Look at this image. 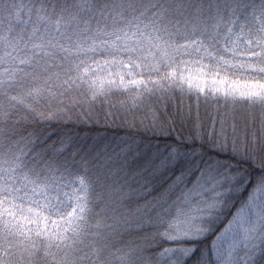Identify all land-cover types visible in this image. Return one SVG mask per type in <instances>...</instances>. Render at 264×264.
Wrapping results in <instances>:
<instances>
[{
	"label": "snow or ice",
	"instance_id": "6c2138e0",
	"mask_svg": "<svg viewBox=\"0 0 264 264\" xmlns=\"http://www.w3.org/2000/svg\"><path fill=\"white\" fill-rule=\"evenodd\" d=\"M176 93L259 111V135L223 114L205 130L197 111L156 146L152 163L180 169L158 195L126 178L150 144L77 159L70 129L97 105L119 97L125 119L143 112L133 126L171 137L177 120L154 105ZM53 126L69 131L45 146ZM262 262L264 0H0V264Z\"/></svg>",
	"mask_w": 264,
	"mask_h": 264
},
{
	"label": "trees",
	"instance_id": "16d2710c",
	"mask_svg": "<svg viewBox=\"0 0 264 264\" xmlns=\"http://www.w3.org/2000/svg\"><path fill=\"white\" fill-rule=\"evenodd\" d=\"M114 100H118V102L114 103ZM113 105H115V107H113ZM154 107L160 110L162 120L166 118H175L177 120L175 131H173L171 137L167 136L166 134L153 135L151 132H146L142 127H136L133 126V124H129L128 122H126L127 119H125L126 121L119 120V122L107 119V116H105L106 113L114 112L115 114L118 110L121 109L120 98L113 97L111 104L105 103L103 105H97L96 114L98 119H94L92 121H89L88 123H77L74 125L73 128L70 129L76 137V142L79 145V148L76 150L77 159L79 158V156L85 155H88L89 159H91V144L94 140L101 138L107 140L106 142H108V144L111 146H114L115 142L120 139H125L129 141L135 140L137 142H140L142 145L150 144L151 149L148 150L146 154H142L140 157H138L137 163L132 164L131 167L127 169L126 178L128 179V182L132 185L133 188L143 186L146 188V190H150L153 195H158L159 193L168 189L169 186L172 185L174 181H176L177 177L180 175V169L172 165H169L168 167H159V159H157L155 163H152L151 157L156 151V146L158 145L161 151H163L165 144H172L173 141H175L177 134L182 133L183 135L187 136L188 131L191 127V121L196 119L197 111L199 114L200 121L204 125L205 130L211 124L213 117H218L222 114L226 115V119L230 123L233 119H235L238 130L241 134H243L245 127L249 125V120L252 124L255 123L254 126L259 125L260 120L259 111H255L250 114L249 110L244 108L231 109L225 108L222 104L216 105L213 102L204 103L203 98H201L199 105H197V101L194 96H185L183 97V99H181L179 93H176L170 100L167 101L166 109L162 108V106L159 104L154 105ZM189 109L191 110V120H188L185 123V126L181 128L179 127L180 117L177 116V111L181 112L185 117H187L189 114ZM140 113L143 114V112ZM135 117L138 118L137 116ZM137 122L138 121H135V123ZM249 128L250 127H248V129ZM66 131H69V129L62 126H53L50 128H45L41 138L43 139L47 137L45 141L46 146L49 143L58 141ZM110 150L111 147L108 148V151ZM99 163H103L102 157L101 160H99ZM94 171L101 176L102 184L112 183V181L104 180V175L107 172V168L99 167L97 169H94ZM124 178L125 174L123 172H119L117 173V176L114 179L119 180L121 183H123ZM151 198L152 197L149 196V199ZM140 203L143 204L144 201L140 200ZM135 206V203H131L132 208H135ZM238 206L239 205L237 204L235 206L230 207L229 212L234 213L235 208ZM124 210L128 211V208L125 207ZM228 219H231V216L226 214L225 217L222 218L224 223L221 224L220 227H223ZM145 230L152 229L150 228V226L145 225ZM132 231L133 233H135L138 230L133 228ZM130 238L134 239L136 237H129L127 236V234H125L122 237H116V241L119 244L121 240L126 241ZM169 243L170 242L164 241L161 242V244H158L157 247L168 246ZM150 251H155V249H152ZM262 264H264V262H262Z\"/></svg>",
	"mask_w": 264,
	"mask_h": 264
},
{
	"label": "rangeland",
	"instance_id": "374dc122",
	"mask_svg": "<svg viewBox=\"0 0 264 264\" xmlns=\"http://www.w3.org/2000/svg\"><path fill=\"white\" fill-rule=\"evenodd\" d=\"M115 102H118V100H114V103ZM105 116H107V119H111L112 121H115V122H119V120L120 121H122V120H124V121H126L125 120V113L120 109V110H118L115 114H114V112L113 113H111L110 115L108 114V113H106L105 114ZM138 118H136V117H133L132 115H127V121L126 122H128L129 124H133V121H138L136 124H139V120H140V118L143 116V114L142 113H138L137 115H136ZM133 117V118H132ZM131 118V119H130ZM242 121H243V119H242ZM121 123V122H120ZM230 123V122H229ZM244 123H245V121H244ZM249 123H250V120H249ZM255 124V123H254ZM254 124H253V126L252 127H250L249 129H248V133H249V135L251 134V129H252V131L253 130H257V128H258V126L259 125H256V126H254ZM259 133H258V131H257V135H258ZM102 139V140H101ZM101 139H97V140H94L93 141V143L91 144V152H90V155L92 156V157H96L98 154H99V156H100V158H99V160H101V157L103 158V153H104V151H105V146L106 145H109L108 144V142H106L107 140H105L104 138H101ZM92 142V141H91ZM151 165V164H150ZM150 165H147V166H150Z\"/></svg>",
	"mask_w": 264,
	"mask_h": 264
}]
</instances>
